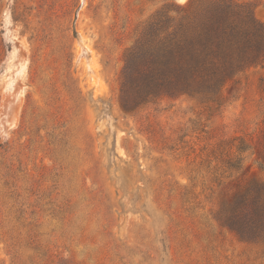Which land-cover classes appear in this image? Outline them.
<instances>
[{
    "label": "rangeland",
    "instance_id": "obj_1",
    "mask_svg": "<svg viewBox=\"0 0 264 264\" xmlns=\"http://www.w3.org/2000/svg\"><path fill=\"white\" fill-rule=\"evenodd\" d=\"M188 1L0 0V264H264L225 224L264 187V65L121 106L128 51ZM198 1L264 28V0Z\"/></svg>",
    "mask_w": 264,
    "mask_h": 264
},
{
    "label": "trees",
    "instance_id": "obj_2",
    "mask_svg": "<svg viewBox=\"0 0 264 264\" xmlns=\"http://www.w3.org/2000/svg\"><path fill=\"white\" fill-rule=\"evenodd\" d=\"M237 8L220 4L205 8L198 0H189L174 11L165 31L144 35L125 59L120 77L123 109L134 110L163 95L211 93L243 67L264 65V28L239 17ZM152 24L160 26L159 17ZM245 150L237 147L238 152ZM259 167L263 169L264 163ZM229 210L225 224L240 238L264 236L262 185H252Z\"/></svg>",
    "mask_w": 264,
    "mask_h": 264
}]
</instances>
